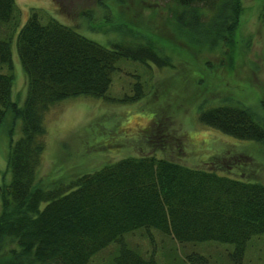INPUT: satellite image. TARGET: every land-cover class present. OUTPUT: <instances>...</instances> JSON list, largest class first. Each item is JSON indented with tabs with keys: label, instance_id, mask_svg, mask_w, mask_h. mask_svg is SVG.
<instances>
[{
	"label": "trees",
	"instance_id": "trees-1",
	"mask_svg": "<svg viewBox=\"0 0 264 264\" xmlns=\"http://www.w3.org/2000/svg\"><path fill=\"white\" fill-rule=\"evenodd\" d=\"M154 1L168 8L178 36L193 46L209 38L211 49L223 43L220 49L225 48L232 65L241 0ZM12 40L26 78L21 105L12 100ZM122 58L160 68L174 66L170 55L148 36L114 42L108 48L54 17L43 19L37 9L19 25L15 0H0V126L9 112L21 126L19 137L10 138L6 161L10 180L0 185V264H88L112 244L117 246L113 264H245L246 244L264 234V184L259 181L234 177L211 165L190 167L149 152L83 173L69 184L38 183L49 110L71 97H107ZM203 72L192 71L196 83L205 79L213 89L219 87L220 81H207ZM142 95L138 83L135 93L122 100ZM207 102L199 106L201 124L264 145V118L255 111L228 99L204 108ZM166 104L158 103L161 117L151 111V125L142 135L168 127ZM141 229L152 247V230L170 236L180 247L211 241L233 247H225L228 252L218 257L170 248L164 254L168 260H161L154 250L145 253L126 240Z\"/></svg>",
	"mask_w": 264,
	"mask_h": 264
},
{
	"label": "rangeland",
	"instance_id": "rangeland-1",
	"mask_svg": "<svg viewBox=\"0 0 264 264\" xmlns=\"http://www.w3.org/2000/svg\"><path fill=\"white\" fill-rule=\"evenodd\" d=\"M263 1L241 0L240 22L234 34L236 56L231 65L229 57L223 53L225 48L220 49L223 43L220 45L218 40L220 46L211 49L209 38H201L200 45L193 46L184 36H178L169 20L168 8L162 2L15 0L19 25L32 9H37L43 19L54 17L108 48L114 42L140 41L148 36L170 55L174 65L160 68L122 58L112 75L107 97L77 96L56 103L45 119V148L37 170L38 183L45 187L69 184L83 173L121 158L154 152L158 157L165 156L190 167L211 165L231 176L264 184L263 144L223 134L204 126L198 119L199 106L205 99L208 102L204 108L228 99L251 108L264 118ZM11 58L12 100L21 105L26 78L15 40L11 44ZM194 69L203 70L207 81L216 78V82L220 81L219 87L213 89L205 79L202 84L201 80L196 83ZM138 83L143 95L137 100H122L135 93ZM158 103H167L164 109L168 111L165 123L168 127L158 132L147 130L146 136L142 135L141 131L151 125L152 110L162 116ZM20 127V121L10 112L0 126V185L10 180L6 167L10 138L14 141L19 137ZM151 232L153 247L143 229L127 235L126 240L145 253L154 250L161 260H168L164 254L170 248L182 254L199 250L207 256L218 257L228 252L225 247L230 250L233 247L212 241L180 247L170 236L157 230ZM116 253L117 246L112 244L98 252L88 264H113ZM244 260L245 264L264 263V234L249 240Z\"/></svg>",
	"mask_w": 264,
	"mask_h": 264
}]
</instances>
